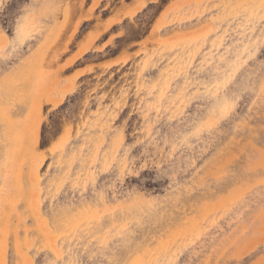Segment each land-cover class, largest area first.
Wrapping results in <instances>:
<instances>
[{
  "label": "rangeland",
  "instance_id": "374dc122",
  "mask_svg": "<svg viewBox=\"0 0 264 264\" xmlns=\"http://www.w3.org/2000/svg\"><path fill=\"white\" fill-rule=\"evenodd\" d=\"M0 264H264V0H0Z\"/></svg>",
  "mask_w": 264,
  "mask_h": 264
}]
</instances>
